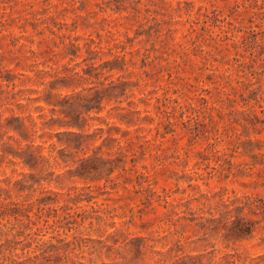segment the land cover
<instances>
[{
  "label": "rangeland",
  "instance_id": "1",
  "mask_svg": "<svg viewBox=\"0 0 264 264\" xmlns=\"http://www.w3.org/2000/svg\"><path fill=\"white\" fill-rule=\"evenodd\" d=\"M0 264H264V0H0Z\"/></svg>",
  "mask_w": 264,
  "mask_h": 264
}]
</instances>
